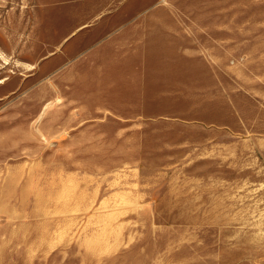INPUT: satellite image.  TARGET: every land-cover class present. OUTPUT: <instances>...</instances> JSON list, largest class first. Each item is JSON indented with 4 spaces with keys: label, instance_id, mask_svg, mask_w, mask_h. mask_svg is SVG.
I'll return each instance as SVG.
<instances>
[{
    "label": "rangeland",
    "instance_id": "obj_1",
    "mask_svg": "<svg viewBox=\"0 0 264 264\" xmlns=\"http://www.w3.org/2000/svg\"><path fill=\"white\" fill-rule=\"evenodd\" d=\"M0 264H264V0H0Z\"/></svg>",
    "mask_w": 264,
    "mask_h": 264
}]
</instances>
